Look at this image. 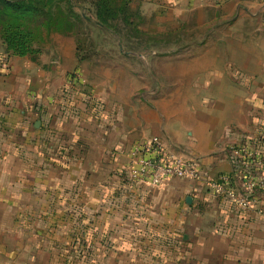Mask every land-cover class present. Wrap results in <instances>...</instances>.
<instances>
[{
  "label": "crops",
  "instance_id": "0c3cea01",
  "mask_svg": "<svg viewBox=\"0 0 264 264\" xmlns=\"http://www.w3.org/2000/svg\"><path fill=\"white\" fill-rule=\"evenodd\" d=\"M155 5L195 63L156 82L100 76L68 33L23 55L0 40V264H264V215L206 186L234 169L226 145L262 147L264 0ZM150 136L199 179L130 180L127 152Z\"/></svg>",
  "mask_w": 264,
  "mask_h": 264
},
{
  "label": "rangeland",
  "instance_id": "374dc122",
  "mask_svg": "<svg viewBox=\"0 0 264 264\" xmlns=\"http://www.w3.org/2000/svg\"><path fill=\"white\" fill-rule=\"evenodd\" d=\"M96 1L40 0L39 11L19 16L14 24L31 33L34 47L68 33L74 39L82 65H106L100 70V76L105 71L106 76L113 77L115 73L120 78L121 73L128 72L134 79L148 76L156 82L160 80V65H195L194 54L183 38L184 27L178 30L177 22L165 20L167 7L155 5L160 0H111L112 8L119 13L115 12L118 15L104 26L96 17ZM126 2L128 7L122 16L120 11ZM6 18L11 21L13 16L7 12ZM168 26L173 29L169 33ZM194 31L193 27L189 28L190 34ZM88 71L89 80L96 82L97 67L88 66ZM74 76V73L69 74V78ZM26 221H30L28 215Z\"/></svg>",
  "mask_w": 264,
  "mask_h": 264
},
{
  "label": "built area",
  "instance_id": "2783aa9c",
  "mask_svg": "<svg viewBox=\"0 0 264 264\" xmlns=\"http://www.w3.org/2000/svg\"><path fill=\"white\" fill-rule=\"evenodd\" d=\"M3 65L0 61V68ZM259 137L261 148L246 141L226 145L234 169L207 180L206 186L215 195L228 197L242 212L253 209L264 215V127ZM127 154L126 172L134 182L157 187L172 179L196 181L200 177L194 159L169 154L156 136L134 142Z\"/></svg>",
  "mask_w": 264,
  "mask_h": 264
},
{
  "label": "trees",
  "instance_id": "16d2710c",
  "mask_svg": "<svg viewBox=\"0 0 264 264\" xmlns=\"http://www.w3.org/2000/svg\"><path fill=\"white\" fill-rule=\"evenodd\" d=\"M67 1L69 3L71 2V0ZM111 2V0H97L95 2L96 17L101 26H104L107 21H110L118 15H115L118 9L115 10L112 8L113 5ZM38 3H40V0H0V29L3 30V42L6 45V49L14 54L23 55L29 52L32 42L31 33L22 30L18 24H14V20L18 19L19 16L23 17L39 11L41 7H37ZM126 3L123 6L124 10L121 8L120 11L122 12V16H124L125 8L128 7V3ZM7 12L13 16L11 21L6 18ZM0 61L4 62L2 55H0Z\"/></svg>",
  "mask_w": 264,
  "mask_h": 264
},
{
  "label": "water",
  "instance_id": "95a60500",
  "mask_svg": "<svg viewBox=\"0 0 264 264\" xmlns=\"http://www.w3.org/2000/svg\"><path fill=\"white\" fill-rule=\"evenodd\" d=\"M38 124H39V121H36L35 122V126H38ZM190 200H191V198L188 196V197H186V201L187 202H190Z\"/></svg>",
  "mask_w": 264,
  "mask_h": 264
}]
</instances>
